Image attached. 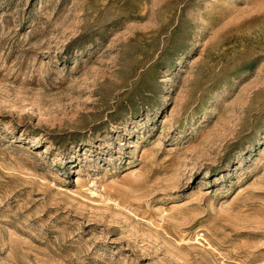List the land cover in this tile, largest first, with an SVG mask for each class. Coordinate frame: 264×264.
<instances>
[{"label":"rangeland","instance_id":"374dc122","mask_svg":"<svg viewBox=\"0 0 264 264\" xmlns=\"http://www.w3.org/2000/svg\"><path fill=\"white\" fill-rule=\"evenodd\" d=\"M0 264H264V0H0Z\"/></svg>","mask_w":264,"mask_h":264}]
</instances>
